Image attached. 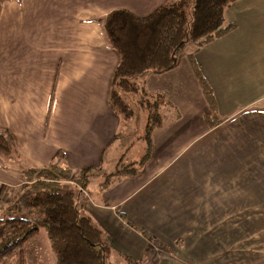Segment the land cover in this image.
<instances>
[{
    "label": "crops",
    "instance_id": "obj_1",
    "mask_svg": "<svg viewBox=\"0 0 264 264\" xmlns=\"http://www.w3.org/2000/svg\"><path fill=\"white\" fill-rule=\"evenodd\" d=\"M167 1L5 0L0 129L28 165L62 151L73 171L97 169L85 189L73 186L80 211L104 233L110 264H167L166 256L264 264V0H234L224 11L230 30L198 49L187 43L173 69L136 80L176 111L154 130L141 172L101 186L116 169L106 153L118 146V156L133 136L119 135L122 120L108 101L118 54L89 18L113 9L145 17ZM194 64L212 88L216 124L205 118ZM22 183L0 159V199Z\"/></svg>",
    "mask_w": 264,
    "mask_h": 264
},
{
    "label": "trees",
    "instance_id": "obj_2",
    "mask_svg": "<svg viewBox=\"0 0 264 264\" xmlns=\"http://www.w3.org/2000/svg\"><path fill=\"white\" fill-rule=\"evenodd\" d=\"M4 1L0 0V9ZM233 1L169 0L145 17L126 9H113L89 18L99 24L106 45L119 57L111 75L108 101L121 120L138 109H146L150 114L146 127L152 129L161 123L157 109L160 94H156V113L152 114L150 98L154 96L140 89L136 80L147 73L161 74L173 69L187 43H193L198 49L230 30L233 24L225 22L224 11ZM194 70L208 102L205 118L208 123L216 124L212 88L195 64ZM136 93L139 104L131 97ZM144 157L134 165L128 164L113 174L104 175L102 188L114 176L138 173L139 166L147 159ZM0 159L7 169L19 172L23 182L30 184L28 190L21 188L20 195L24 196H17L11 206L0 205V264L10 260L13 264H25L23 246L39 229L45 231L52 243L56 264H110L107 261L110 248L104 233L90 216L80 211L73 186L85 189L96 168L75 172L66 164L62 151L45 166L28 165L18 152L13 135L6 129H0ZM120 216L130 223L124 214ZM141 232L147 235L144 230ZM125 260L128 264L142 263L131 257Z\"/></svg>",
    "mask_w": 264,
    "mask_h": 264
},
{
    "label": "rangeland",
    "instance_id": "obj_3",
    "mask_svg": "<svg viewBox=\"0 0 264 264\" xmlns=\"http://www.w3.org/2000/svg\"><path fill=\"white\" fill-rule=\"evenodd\" d=\"M156 94H152L154 97H149L150 98V103L153 105L151 109V113L154 114L156 113V107L155 105V99H156ZM160 95L158 96L159 98V103H158V113L161 118V120H165L167 118V114H172L170 112L176 111V109L173 107L174 105L172 102L168 100L166 96H164L162 93H159ZM133 100H135L136 103L139 104V94L136 93L131 96ZM140 111V113H139ZM149 111L148 110H136L135 113L126 118L122 119V124L120 127V134H129L132 135L133 138L129 139L126 141V146L123 147V149L119 152L120 154L118 156L115 155L116 151L120 148L117 146L112 147L110 153H106V156L108 155V158L110 160L108 163L114 161L115 166H109L110 170L112 169H122L123 166H128V164H135L133 162H129L130 159L133 156H138L139 160L142 159L145 155V163L148 159L151 157V152L153 149V132L155 129H157V126H154L152 129L147 126V118L149 116ZM151 120V119H150ZM142 123V124H141ZM140 128V132L138 133ZM110 156V157H109ZM108 167V166H106ZM112 167V168H111ZM141 167V166H139ZM116 169L112 171V174L116 172ZM140 170V169H139ZM138 172L140 173L141 170ZM96 172L94 173L93 176H95ZM111 174V176H112ZM137 174V173H136ZM135 174V175H136ZM92 176V177H93ZM134 176V175H133ZM103 179V178H102ZM25 187L26 190L29 189L30 184L22 183L19 185L16 189L17 192L14 194H10V199H0V205L1 206H11L17 199V196H24V194L20 195V192H22L21 188ZM1 231V230H0ZM24 248V253H25V259L26 262L25 264H56V254L54 251V248L52 246V243L48 239L45 231L43 229H39L38 232L30 238L23 246ZM172 257V259H171ZM166 256V263L167 264H227L225 263V259H219V258H207L206 260H199V261H178L173 259V256ZM202 259V258H201ZM205 259V258H203ZM14 261L10 260L7 264H13ZM114 264H122L119 261H115Z\"/></svg>",
    "mask_w": 264,
    "mask_h": 264
}]
</instances>
